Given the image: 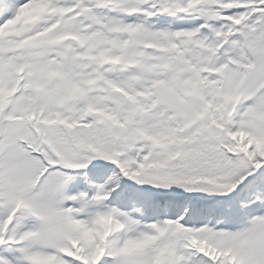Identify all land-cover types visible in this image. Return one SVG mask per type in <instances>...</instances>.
I'll return each instance as SVG.
<instances>
[{
  "label": "snow or ice",
  "instance_id": "6c2138e0",
  "mask_svg": "<svg viewBox=\"0 0 264 264\" xmlns=\"http://www.w3.org/2000/svg\"><path fill=\"white\" fill-rule=\"evenodd\" d=\"M0 264H264V0H0Z\"/></svg>",
  "mask_w": 264,
  "mask_h": 264
}]
</instances>
